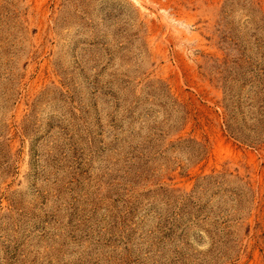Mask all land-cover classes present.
<instances>
[{
	"label": "rangeland",
	"instance_id": "374dc122",
	"mask_svg": "<svg viewBox=\"0 0 264 264\" xmlns=\"http://www.w3.org/2000/svg\"><path fill=\"white\" fill-rule=\"evenodd\" d=\"M0 264H264V0H0Z\"/></svg>",
	"mask_w": 264,
	"mask_h": 264
}]
</instances>
